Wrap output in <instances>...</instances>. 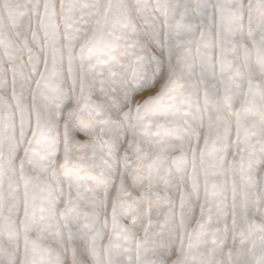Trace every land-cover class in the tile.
I'll list each match as a JSON object with an SVG mask.
<instances>
[{
  "label": "rangeland",
  "instance_id": "1",
  "mask_svg": "<svg viewBox=\"0 0 264 264\" xmlns=\"http://www.w3.org/2000/svg\"><path fill=\"white\" fill-rule=\"evenodd\" d=\"M0 264H264V0H0Z\"/></svg>",
  "mask_w": 264,
  "mask_h": 264
}]
</instances>
